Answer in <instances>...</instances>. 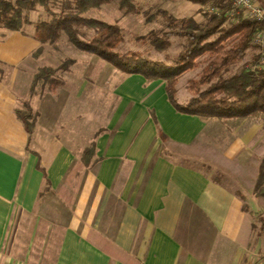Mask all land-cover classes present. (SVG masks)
I'll return each mask as SVG.
<instances>
[{"label":"crops","instance_id":"0c3cea01","mask_svg":"<svg viewBox=\"0 0 264 264\" xmlns=\"http://www.w3.org/2000/svg\"><path fill=\"white\" fill-rule=\"evenodd\" d=\"M40 46L20 32L0 40V264H264V233L250 227L256 205L245 212L234 194L247 181L250 193L256 177L249 135L196 169L167 146L185 151L199 117L179 112L161 79L150 81L164 89L130 107L123 84L84 162L73 139L45 124L28 133L17 116L48 67L31 57Z\"/></svg>","mask_w":264,"mask_h":264},{"label":"rangeland","instance_id":"374dc122","mask_svg":"<svg viewBox=\"0 0 264 264\" xmlns=\"http://www.w3.org/2000/svg\"><path fill=\"white\" fill-rule=\"evenodd\" d=\"M60 1L52 0L50 2L51 11L59 12ZM252 1L264 10V0ZM135 4L136 12L129 13L120 10L116 0H112L99 10L88 12L86 16L99 18L122 28L123 39L115 49L116 52L120 54L128 51L138 52L150 60L167 64H171L181 50L182 40L170 37V46L162 53L156 52L149 46L145 38L149 31L169 29L166 22L160 16L155 15L156 10L163 9L177 19L193 18L201 26L207 22L205 13L212 12L206 5L186 0H136ZM236 11L229 14L230 20L234 19L236 13H241L243 17L247 18L241 10L236 9ZM48 18L49 14L39 7L29 13V19L32 22ZM23 30L25 35L32 36V25L23 28ZM81 30L85 38H90L93 34L91 30ZM0 32L2 31L0 30ZM252 44H254L252 47L245 50L242 59L230 66L225 76L238 72L243 67L260 68L264 66V34L263 44L254 43L253 40ZM39 48L40 50L31 55L33 59H37L35 64L40 67L48 66L56 71L39 79L32 91H30L31 83H29L28 93L25 92L22 98L29 100L32 108L30 109L27 103L23 104L19 101L18 112L26 118L30 132L34 131L36 124L38 130L40 125L45 124L52 126L50 131L53 133L63 135L66 139H73L72 147L82 153L84 162H88L92 155L95 138L103 130L111 113L120 104V96L116 93L123 84H129V89L134 92L129 99L131 101L128 107L137 102L143 103L150 96L155 95L159 89H164L162 81H145L124 74L95 55L79 51L67 41L63 34L56 42L41 44ZM208 59V54L202 55L191 69L178 76L173 95L175 102L183 104L191 96L189 85L199 78ZM198 120L201 122L199 129L194 132V138L185 151L170 146H167V150L175 152L177 157H182V161L189 162L190 160V164L194 168L201 169L202 164H216L215 160L220 156L223 147L233 138L242 137L245 139L249 135L247 142L251 149V159H256V177L250 193L247 190L249 181L245 178L247 182L241 183L240 191H236L234 194L240 198L245 212L248 211V204L256 205L257 214L254 218L252 217L253 222L250 227L252 231L264 233V196L259 190H255L257 176L262 168L264 170V117L255 116L243 120L203 118H198ZM207 159L209 162L206 161ZM213 168L212 166L211 169ZM233 170L235 169L230 167L226 168L225 172L229 175L227 177L229 186L231 189H236L238 186L234 185V180L236 181L238 178L234 177ZM211 173L216 175L217 171L210 170L209 174ZM237 173L241 174V170L234 172V174ZM261 215L263 216L261 217Z\"/></svg>","mask_w":264,"mask_h":264},{"label":"trees","instance_id":"16d2710c","mask_svg":"<svg viewBox=\"0 0 264 264\" xmlns=\"http://www.w3.org/2000/svg\"><path fill=\"white\" fill-rule=\"evenodd\" d=\"M52 0H0V40L5 32L24 33L23 28L32 25V37L40 44H52L60 35L81 52L95 55L124 74H139L148 80L161 79L165 83L168 99L181 113L203 119L243 120L255 116L264 117V66L243 67L238 72L225 76L231 65L239 62L257 31L264 33V21H254L236 13L234 19L229 14L236 11L232 0H186L206 5L212 12L205 13L207 22L199 25L193 18L177 19L163 9H157L169 28L166 31L151 30L145 36L149 46L162 53L170 46L169 38L182 40L181 50L171 64L150 60L138 52L115 51L122 41L123 30L117 24L89 17L90 11H97L112 0H61L58 13L51 11ZM118 8L125 12H136V0H116ZM42 8L49 18L32 22L29 13ZM237 12V11H236ZM150 19V18H148ZM227 24L226 26H224ZM81 29L93 32L85 38ZM40 50V48L38 49ZM208 54L199 78L189 85L191 96L183 104L175 102L174 88L177 78L191 69L196 60ZM56 70L42 67L33 75L30 91L39 79ZM26 131L30 126L18 111ZM264 170H260L255 190L264 196Z\"/></svg>","mask_w":264,"mask_h":264},{"label":"built area","instance_id":"2783aa9c","mask_svg":"<svg viewBox=\"0 0 264 264\" xmlns=\"http://www.w3.org/2000/svg\"><path fill=\"white\" fill-rule=\"evenodd\" d=\"M233 7L241 10L244 15L254 21H264V10L255 5L252 0H232ZM263 32L257 31L254 35L253 42L263 44Z\"/></svg>","mask_w":264,"mask_h":264}]
</instances>
